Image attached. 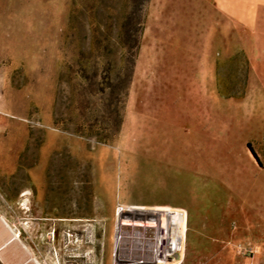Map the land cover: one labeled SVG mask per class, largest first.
<instances>
[{"label":"rangeland","instance_id":"rangeland-1","mask_svg":"<svg viewBox=\"0 0 264 264\" xmlns=\"http://www.w3.org/2000/svg\"><path fill=\"white\" fill-rule=\"evenodd\" d=\"M125 2L0 0V193L50 264H117L124 207L184 214L172 264H264V0Z\"/></svg>","mask_w":264,"mask_h":264},{"label":"bare ground","instance_id":"bare-ground-1","mask_svg":"<svg viewBox=\"0 0 264 264\" xmlns=\"http://www.w3.org/2000/svg\"><path fill=\"white\" fill-rule=\"evenodd\" d=\"M115 221L117 264H172L185 238L183 215L172 210L124 207Z\"/></svg>","mask_w":264,"mask_h":264},{"label":"crops","instance_id":"crops-1","mask_svg":"<svg viewBox=\"0 0 264 264\" xmlns=\"http://www.w3.org/2000/svg\"><path fill=\"white\" fill-rule=\"evenodd\" d=\"M27 192V188H22L13 195L0 193V264H50V244L43 239L49 224L43 223V218L35 223L44 231L36 242L28 234L31 222L26 208Z\"/></svg>","mask_w":264,"mask_h":264},{"label":"trees","instance_id":"trees-1","mask_svg":"<svg viewBox=\"0 0 264 264\" xmlns=\"http://www.w3.org/2000/svg\"><path fill=\"white\" fill-rule=\"evenodd\" d=\"M140 3L142 4V0H126V2H125V6H128V7H130V9H134V10H137L138 9V6L140 5ZM133 12V11H132ZM130 13V12H129ZM129 13L128 12H125V14L123 15V21L125 22H127V21H129V19L131 18L130 16H129ZM125 24L123 23V26H124ZM122 26V28L124 29L125 27H123ZM125 30V29H124ZM220 93H222V95H223V97H233V96H235V94L234 93H225L224 91H222V89H221V91H220Z\"/></svg>","mask_w":264,"mask_h":264},{"label":"built area","instance_id":"built-area-1","mask_svg":"<svg viewBox=\"0 0 264 264\" xmlns=\"http://www.w3.org/2000/svg\"><path fill=\"white\" fill-rule=\"evenodd\" d=\"M177 213H179L181 216L183 215V219H184V214L183 213H181V212H177ZM16 233H18V232H16Z\"/></svg>","mask_w":264,"mask_h":264}]
</instances>
